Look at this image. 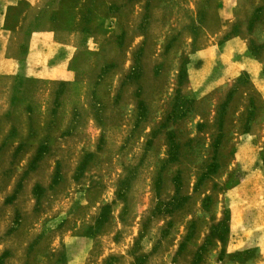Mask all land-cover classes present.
<instances>
[{"label": "rangeland", "instance_id": "obj_1", "mask_svg": "<svg viewBox=\"0 0 264 264\" xmlns=\"http://www.w3.org/2000/svg\"><path fill=\"white\" fill-rule=\"evenodd\" d=\"M79 3L68 78L2 83L0 264H264V0Z\"/></svg>", "mask_w": 264, "mask_h": 264}, {"label": "crops", "instance_id": "obj_2", "mask_svg": "<svg viewBox=\"0 0 264 264\" xmlns=\"http://www.w3.org/2000/svg\"><path fill=\"white\" fill-rule=\"evenodd\" d=\"M81 1L0 0L4 2L0 15L1 94L2 83L16 78L15 65L21 62L26 84L57 83L68 78L70 66L83 56ZM12 90V86L5 87L6 97L12 95ZM4 111L6 108L0 104V113Z\"/></svg>", "mask_w": 264, "mask_h": 264}]
</instances>
